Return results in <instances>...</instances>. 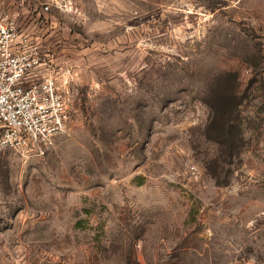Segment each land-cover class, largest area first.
Masks as SVG:
<instances>
[{
	"label": "rangeland",
	"instance_id": "rangeland-1",
	"mask_svg": "<svg viewBox=\"0 0 264 264\" xmlns=\"http://www.w3.org/2000/svg\"><path fill=\"white\" fill-rule=\"evenodd\" d=\"M66 2L0 0L75 72L46 156L0 153V264H264V0Z\"/></svg>",
	"mask_w": 264,
	"mask_h": 264
},
{
	"label": "built area",
	"instance_id": "built-area-1",
	"mask_svg": "<svg viewBox=\"0 0 264 264\" xmlns=\"http://www.w3.org/2000/svg\"><path fill=\"white\" fill-rule=\"evenodd\" d=\"M67 0H30L37 11L67 12ZM60 68L39 37L0 18V153L26 159L46 156L69 130L74 74Z\"/></svg>",
	"mask_w": 264,
	"mask_h": 264
},
{
	"label": "trees",
	"instance_id": "trees-1",
	"mask_svg": "<svg viewBox=\"0 0 264 264\" xmlns=\"http://www.w3.org/2000/svg\"><path fill=\"white\" fill-rule=\"evenodd\" d=\"M237 107L235 106V104H233V102L229 101V99H224V101H220L218 102L215 106L213 105L212 107V111H213V116L215 119V123L216 120H218L219 117H221L222 119H225L224 117H229L227 111L231 110V113L233 111H236ZM215 125V124H214ZM213 125V127H214ZM225 136L227 137V135L225 134Z\"/></svg>",
	"mask_w": 264,
	"mask_h": 264
},
{
	"label": "crops",
	"instance_id": "crops-1",
	"mask_svg": "<svg viewBox=\"0 0 264 264\" xmlns=\"http://www.w3.org/2000/svg\"><path fill=\"white\" fill-rule=\"evenodd\" d=\"M31 3V2H30ZM14 4V3H13ZM16 4V3H15ZM15 4L13 5V6H8L7 8H5L4 10H3V12L1 13L0 12V18H4V19H10V20H14L16 23H17V26L19 27V29L21 30V31H23V29H22V27H26V25H28V23L29 22H27V23H24V22H22V20L20 21V20H18V18L21 16V14H19V13H17V12H15L14 10L15 9H13V12L11 13V12H9V10H11L12 8H16L15 7ZM22 6H24L25 4L24 3H22L21 4ZM24 7H26V5L24 6ZM27 9H29V10H31V9H33V10H35V11H37L36 9H35V6L34 5H32V3H31V5H29V6H27L26 7ZM8 11V12H7ZM8 13V14H7ZM17 14V18H16V15ZM16 18V19H15ZM21 27V28H20ZM24 32V31H23ZM30 35V34H29Z\"/></svg>",
	"mask_w": 264,
	"mask_h": 264
}]
</instances>
